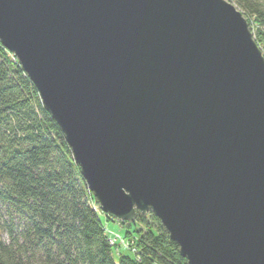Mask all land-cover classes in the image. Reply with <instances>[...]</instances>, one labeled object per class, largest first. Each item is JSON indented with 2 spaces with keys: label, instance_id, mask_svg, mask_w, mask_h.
Instances as JSON below:
<instances>
[{
  "label": "water",
  "instance_id": "water-1",
  "mask_svg": "<svg viewBox=\"0 0 264 264\" xmlns=\"http://www.w3.org/2000/svg\"><path fill=\"white\" fill-rule=\"evenodd\" d=\"M0 41L101 211L188 264H264V55L226 0H0Z\"/></svg>",
  "mask_w": 264,
  "mask_h": 264
},
{
  "label": "trees",
  "instance_id": "trees-1",
  "mask_svg": "<svg viewBox=\"0 0 264 264\" xmlns=\"http://www.w3.org/2000/svg\"><path fill=\"white\" fill-rule=\"evenodd\" d=\"M234 1L264 29V0ZM99 211L61 128L0 41V264H188L152 213L122 223L144 230L125 232L134 256L116 260Z\"/></svg>",
  "mask_w": 264,
  "mask_h": 264
},
{
  "label": "rangeland",
  "instance_id": "rangeland-1",
  "mask_svg": "<svg viewBox=\"0 0 264 264\" xmlns=\"http://www.w3.org/2000/svg\"><path fill=\"white\" fill-rule=\"evenodd\" d=\"M230 3H232L239 11V7L238 5H236L235 1L234 0H226ZM242 13V11H240ZM243 16L245 17V15L243 14ZM246 18V17H245ZM248 23L251 24L253 27H254V31L255 33H257V35L259 36L258 38L261 39V50L263 52V55H264V29L262 28H257V20H256V17L254 16H251V17H247L246 18ZM259 30V31H258ZM260 32V34H259ZM99 214H100V217L102 218V221L107 229V232L108 234L110 235H113V236H117L118 238V247H114L113 249V254H114V258L117 260L119 258V255L120 254H124V255H130V256H134V252L130 251L127 249V247L125 246L124 242L126 240L125 238V232L129 229H131L132 231H140V230H144V227L140 224H137L135 225L134 227H131L129 225H125V224H122L123 222L121 221H118V220H115V219H112V220H109L108 217L102 212V211H99ZM131 224V223H129ZM134 234L131 235V239L133 237ZM128 238H130V236H128ZM127 238V239H128Z\"/></svg>",
  "mask_w": 264,
  "mask_h": 264
},
{
  "label": "built area",
  "instance_id": "built-area-1",
  "mask_svg": "<svg viewBox=\"0 0 264 264\" xmlns=\"http://www.w3.org/2000/svg\"><path fill=\"white\" fill-rule=\"evenodd\" d=\"M118 238H117V236H113V235L109 234V240H110L112 245H115L118 242Z\"/></svg>",
  "mask_w": 264,
  "mask_h": 264
},
{
  "label": "bare ground",
  "instance_id": "bare-ground-1",
  "mask_svg": "<svg viewBox=\"0 0 264 264\" xmlns=\"http://www.w3.org/2000/svg\"><path fill=\"white\" fill-rule=\"evenodd\" d=\"M106 216H108V215H106ZM108 217H111V216H108Z\"/></svg>",
  "mask_w": 264,
  "mask_h": 264
}]
</instances>
